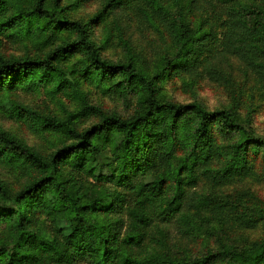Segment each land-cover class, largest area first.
<instances>
[{
  "label": "trees",
  "instance_id": "obj_1",
  "mask_svg": "<svg viewBox=\"0 0 264 264\" xmlns=\"http://www.w3.org/2000/svg\"><path fill=\"white\" fill-rule=\"evenodd\" d=\"M196 1L107 0L83 22L68 16L65 0H0V37L44 48L58 35L70 36L42 57H0V91L52 85V98L63 94L77 103L55 118L0 100L10 119L66 141L43 155L0 128V159L35 172L17 190L0 182V226L9 231L0 239V264H264V238L239 243L220 237L194 258L166 250L171 227L184 235L219 230L225 236L228 229L264 225L263 199L249 191L230 193L256 177L252 164L264 159L258 154H264V135L253 125L257 103L264 102V0H203L208 6L200 15L210 20L193 22ZM128 11L152 25L166 23L173 50L149 64L126 36L127 23L119 22ZM98 18L112 24L105 42L120 48L123 59L104 57L90 39ZM76 53L81 67L60 66ZM215 53L228 69L209 62ZM232 56L242 63L241 78L230 71ZM171 71L193 79L204 73L225 88L229 104L209 110L198 101L165 100L160 83ZM80 79L124 100L134 97L132 113L121 117L91 104ZM89 116L95 122L76 127ZM202 181L211 188L192 193ZM35 211L47 218L43 233L30 227ZM208 214L219 220L218 228L206 224ZM226 214L234 215L229 227ZM146 242L161 251L134 256L132 250Z\"/></svg>",
  "mask_w": 264,
  "mask_h": 264
},
{
  "label": "rangeland",
  "instance_id": "obj_2",
  "mask_svg": "<svg viewBox=\"0 0 264 264\" xmlns=\"http://www.w3.org/2000/svg\"><path fill=\"white\" fill-rule=\"evenodd\" d=\"M107 0H65L69 7L68 16L72 19H78L83 22H88L90 18L94 17L102 8ZM193 6V14L195 19L193 22L204 20L209 21L210 18H206L204 15H200L201 8L208 6L203 0H198ZM211 10V8L209 7ZM115 15V14H114ZM214 16V14H210ZM156 20V19H154ZM110 21L102 18H98L96 22L90 25V39L92 42L100 47L101 54L113 61L123 59L122 51L117 48L113 43L106 44L108 31L111 30L112 24ZM119 22L127 23L125 25L126 36L130 38L135 50L142 54L144 59L151 64L156 57H160L166 52H171L172 42L170 38L169 27L166 23H162L160 20H156L154 25L147 22L144 17L136 15L132 11H128L119 18ZM70 36L67 34L58 35L52 45L44 48L38 47L36 44L30 41L19 42L0 37V57L6 59L10 58H23V57H42L49 49L54 45L68 40ZM212 40L210 43L212 44ZM210 44V48L212 45ZM211 55V53H206ZM213 57L209 59V62L214 67H223L228 69L226 60L222 59L223 55L212 54ZM228 62L231 64L230 71L236 76L242 75V63L235 57H229ZM82 55L79 53L73 54L65 60L60 62V66L67 68L74 64L79 68L82 66ZM79 90L82 91L88 100L93 105H96L106 113H116L121 117L130 115L133 111L134 97L130 100H124L119 94L103 92L95 84L80 79ZM52 87L49 85L47 89L40 91H24L17 89L11 93L4 94L0 91V100L4 97L20 103L35 112L52 116L55 118H63L67 112H71L77 106V103L69 99L63 94H58L55 98H52L48 93V90ZM162 88V94L165 100L186 103L190 101H198L204 105L207 109L213 110L221 107H225L229 104V96L223 86L220 83L209 79L204 73L201 76L193 79L192 75H188L181 71H171L168 78L160 83ZM69 94V91L66 92ZM122 95V93H120ZM253 99L255 97L253 96ZM95 122V118L89 116L80 123H77L76 127L79 129L86 128L89 124ZM253 125L259 134L264 135V102L257 103L256 111L253 114ZM0 128L10 132L14 137L21 140L22 143L28 147L37 150L43 155L51 153L55 148L59 147L64 141L61 135L55 132H49L47 134L39 133L36 127H33L26 121H15L7 117L0 110ZM261 157L264 158L263 151L258 152ZM252 169L257 176H251L245 179L242 183L235 184L232 187L231 192L249 191L255 193L259 198L264 200V159L258 160L255 164H252ZM29 168L15 169L6 163L3 159H0V182L4 183L9 189L17 190L29 182L30 172ZM35 175V172L31 174ZM211 188V185L207 181L199 183L198 187L193 192H206ZM226 191L224 190V193ZM32 221L30 227L33 230L39 232L46 231L48 221L45 216L39 215L38 211L32 213ZM234 215L226 214L224 218L227 220V226L232 225V218ZM209 221L206 222L214 228L220 226V222L217 219H212V216L208 214ZM37 219V220H36ZM36 221V223H34ZM218 230V229H216ZM244 235L246 237L239 238L237 235ZM9 236V231L4 226H0V239L6 240ZM223 237L226 241H247L252 243L264 238V225L259 224L255 228L242 229V230H230L224 236L222 232L218 230L214 236H209L208 232H194L190 235L182 234L175 227L170 228V234L168 236V243L166 250L171 255L176 257H190L194 258L205 252L207 249H212L216 245V241ZM152 251H161V247L155 244L144 243L142 247L133 249V255L140 257L144 254ZM83 264V263H82Z\"/></svg>",
  "mask_w": 264,
  "mask_h": 264
}]
</instances>
